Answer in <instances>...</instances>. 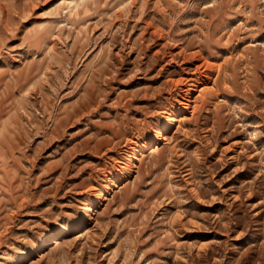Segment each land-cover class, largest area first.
Here are the masks:
<instances>
[{
    "label": "rangeland",
    "instance_id": "rangeland-1",
    "mask_svg": "<svg viewBox=\"0 0 264 264\" xmlns=\"http://www.w3.org/2000/svg\"><path fill=\"white\" fill-rule=\"evenodd\" d=\"M0 264H264V0H0Z\"/></svg>",
    "mask_w": 264,
    "mask_h": 264
},
{
    "label": "bare ground",
    "instance_id": "bare-ground-1",
    "mask_svg": "<svg viewBox=\"0 0 264 264\" xmlns=\"http://www.w3.org/2000/svg\"><path fill=\"white\" fill-rule=\"evenodd\" d=\"M169 126L170 125H166V128H164V131L163 130L159 131V133L157 135V140H159L160 138L163 137L165 130H167L169 128ZM156 143H157L156 141L155 142L153 141V142H150V143H146V144L143 145V148H141L139 150H135V152H133L131 154L130 162L134 163L135 161H137L139 159L140 154L142 153V151L144 149L149 148L148 150H154V148L156 146ZM114 186H115V182L114 181L109 182L108 184H106L104 193H103V195L101 194V197L99 198L98 202H100L103 199H105L106 198L105 195L109 194L112 191ZM92 210H93L92 205L87 206L83 215L87 216ZM85 229H86V227H84V230ZM64 236H65V231L64 230H60L58 233H54V234L48 236L46 239H44L41 242V245L39 246V251L46 250L47 249V245H48L49 242H55L56 240L62 239Z\"/></svg>",
    "mask_w": 264,
    "mask_h": 264
}]
</instances>
